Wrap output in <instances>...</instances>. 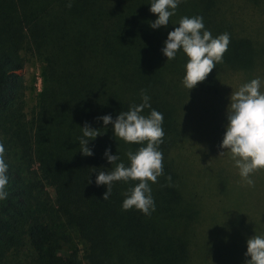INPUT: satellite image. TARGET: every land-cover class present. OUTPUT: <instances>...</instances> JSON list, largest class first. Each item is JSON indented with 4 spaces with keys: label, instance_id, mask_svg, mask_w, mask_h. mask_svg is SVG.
Here are the masks:
<instances>
[{
    "label": "trees",
    "instance_id": "1",
    "mask_svg": "<svg viewBox=\"0 0 264 264\" xmlns=\"http://www.w3.org/2000/svg\"><path fill=\"white\" fill-rule=\"evenodd\" d=\"M151 2L71 0L69 8V0H0V134L9 143L8 196L0 201V264H188L193 244L202 246L197 231L204 200L198 202L195 181L185 189L188 172L214 181V195L223 192L221 199L237 193L242 209L264 198L262 169L252 175L255 186L249 187L231 163L222 175L211 163L196 171L194 158L189 166L199 129L186 136L190 151L184 169L170 156L178 139L185 138L184 122L191 113L184 109L195 93L215 88V111L206 112L202 122L208 120L214 135L221 132L223 139L232 91L257 77L264 81V0H181L167 27L158 29L150 27L157 18L149 10ZM184 16H202L213 37L230 34L223 63L190 90L181 83L188 57L181 50L167 61L161 51ZM30 58L41 63L44 86L27 118L22 70ZM142 89L151 105L142 114L155 109L164 116L159 145L164 175L149 182L155 203L151 215L122 210L123 194L138 181L114 182L107 200V187L95 183L98 171L115 167L105 158L106 150L128 166L126 153L146 146L115 138L113 126L98 119L111 115L115 120L142 103ZM85 124L101 134L88 142L92 156L80 152ZM204 132L200 129L199 136ZM46 186L54 189L53 225ZM56 214L76 227L83 255L78 250L58 253ZM26 249L32 254L22 258Z\"/></svg>",
    "mask_w": 264,
    "mask_h": 264
},
{
    "label": "clouds",
    "instance_id": "2",
    "mask_svg": "<svg viewBox=\"0 0 264 264\" xmlns=\"http://www.w3.org/2000/svg\"><path fill=\"white\" fill-rule=\"evenodd\" d=\"M181 0H152L150 12L157 18L150 23L152 29L162 26L167 27L170 17L175 15ZM71 7V0L66 5ZM230 44V34L225 32L216 37L205 28L202 16L181 17L178 27L168 33L162 48L163 55L168 60L175 59L178 51L188 57L185 64V74L181 81L188 90L203 82L217 64L223 63V56ZM262 81L259 77L239 86L230 95V103L226 109L227 123L222 143L219 145L223 151L219 156L228 153L239 176L249 187L255 186L251 178L257 170L264 169V92L261 91ZM142 103L131 105L128 111H122L113 120L111 115L98 117L105 126L111 124L115 138L126 143L145 145L135 152L129 150L126 155L130 162L128 166L119 162V155H112L110 150L104 153L112 170H100L96 176L97 186L105 185L106 192L103 200L109 199L112 186L117 181H138L123 195L122 210L133 208L145 215L155 211L154 199L151 195L149 182L157 183L158 177L164 175L163 153L159 150L164 140L165 132L162 127L164 116L152 109L150 114L143 115L146 108H150V97L141 90ZM82 137L79 139L81 154L92 156L93 152L88 147L89 140H94L101 135L99 129H93L88 124L82 128ZM5 146L0 143V201L7 199V175L9 165L5 161ZM96 171V169H94ZM166 179L170 182L171 177ZM91 183V180H89ZM168 186H171L169 183ZM250 257L245 264H264V235H257L247 239V251L244 254Z\"/></svg>",
    "mask_w": 264,
    "mask_h": 264
},
{
    "label": "rangeland",
    "instance_id": "3",
    "mask_svg": "<svg viewBox=\"0 0 264 264\" xmlns=\"http://www.w3.org/2000/svg\"><path fill=\"white\" fill-rule=\"evenodd\" d=\"M22 74L25 77L26 84L24 113L27 118H30L37 104L38 95L44 86L41 63L35 58H30L23 68ZM223 83L222 86L227 85L226 80H223ZM212 89L213 91L210 92L200 90L192 96L193 100L189 104L188 110L184 109V112L191 113L188 118L186 116L184 122V125L187 126V131L184 132L185 138L181 136L178 139L177 144L170 152V156L174 159L178 168L184 169V162L189 156L188 153L190 151L186 136L191 133L194 134L199 129L196 136L198 139L197 148H193L194 151L190 154L189 166L191 160L194 158L195 162L192 161V167L196 171L202 169L203 166L207 165L208 167V164L211 163L213 164V168L221 170L220 175H222L224 171H230L229 163H231L233 167L232 171L239 173L228 153L219 156L220 152L223 151L219 147L223 140L221 132L214 135V129L211 127L212 124L208 120L202 122L203 115H206V112L211 110L213 99L217 97L214 92L215 88ZM213 111H215V108H212L210 113ZM191 116H193V120H190ZM196 117L198 118L196 119ZM194 118L196 119L195 121ZM203 126L205 128H202ZM200 129H205L204 136H199ZM212 134L213 136H211ZM6 140H8V137L1 133L0 143H3L7 148L9 143ZM200 140L201 143H199ZM5 150L6 155L8 151L7 149ZM11 154H13L12 159H18V155H14V149L11 150ZM204 155H208L209 157H204ZM36 167V165H33L32 168ZM185 170L188 172L187 166ZM187 174L188 178H186L188 180L186 181L185 189L188 191L193 181H195L196 188L194 193L198 195V202L204 199L201 204L203 208L198 214L199 228L197 231V240L202 246L199 249L197 244H193V249L190 253L191 261L188 264H245V261L250 259V257L244 255L247 251V239L255 234L264 235V198H259L256 201L257 205H254L253 208L242 209L241 199L237 193H233L231 198L229 196L227 198L226 195L225 199H221L223 192L221 195L219 194L220 197L214 195L216 193L214 181H207V178L202 177V173H193L192 177L189 175V172ZM46 190L50 196L53 225L54 189L52 186H46ZM55 217L56 221L54 225L57 231L58 253L66 255L73 250H78L80 255H83L84 243L76 227L69 223L63 215L56 214ZM197 240L194 238L196 243H198ZM23 253L22 258L25 254H32V251L26 249Z\"/></svg>",
    "mask_w": 264,
    "mask_h": 264
}]
</instances>
